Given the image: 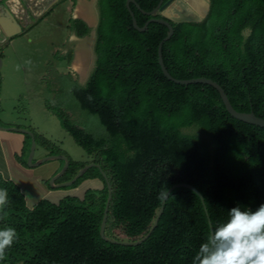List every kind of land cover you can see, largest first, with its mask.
I'll return each instance as SVG.
<instances>
[{
    "label": "trees",
    "instance_id": "trees-1",
    "mask_svg": "<svg viewBox=\"0 0 264 264\" xmlns=\"http://www.w3.org/2000/svg\"><path fill=\"white\" fill-rule=\"evenodd\" d=\"M153 10L159 0H134ZM165 1V0H164ZM95 64L85 84L71 92L80 110L98 117L106 134L94 137L47 107L62 127L92 156L90 167L67 187L98 178L100 189L82 198L41 199L31 208L12 180L0 174L8 203L0 227H14L18 238L0 264H192L210 229L228 218V209H255L264 203V128L233 118L218 91L204 83L177 84L158 64V44L167 27L126 0H98ZM161 47L163 65L176 79L205 77L219 84L233 108L264 118V0H210L201 22L172 23ZM193 130V133L187 132ZM22 157L27 166L25 147ZM24 157V159H23ZM85 165L66 169L69 180ZM111 187L104 236L100 227ZM157 225L141 243L128 246L150 229L162 200Z\"/></svg>",
    "mask_w": 264,
    "mask_h": 264
},
{
    "label": "crops",
    "instance_id": "crops-1",
    "mask_svg": "<svg viewBox=\"0 0 264 264\" xmlns=\"http://www.w3.org/2000/svg\"><path fill=\"white\" fill-rule=\"evenodd\" d=\"M44 19L48 21V27H43L47 29L39 38L47 42L42 49L37 48V62L42 59L44 65L40 74L42 77L39 76L42 86L45 82L47 88L59 87L64 79L79 85L85 84L95 64L98 0H0V68L15 56L22 68L26 58L29 62L23 43H29L27 39ZM59 31L63 35L58 36ZM80 59L83 71L79 67ZM65 63L66 70L63 69ZM0 113L5 115L1 105ZM0 126L11 128L9 123H0ZM23 147L22 134L0 129V174L20 187L26 205L30 208L41 199L58 203L67 195L82 198L87 189H100L103 185L100 179L92 178L72 189H49L46 181L49 182L58 171L60 163L50 160L36 167L23 166L16 160V157H21ZM58 179L54 184L61 183Z\"/></svg>",
    "mask_w": 264,
    "mask_h": 264
},
{
    "label": "rangeland",
    "instance_id": "rangeland-1",
    "mask_svg": "<svg viewBox=\"0 0 264 264\" xmlns=\"http://www.w3.org/2000/svg\"><path fill=\"white\" fill-rule=\"evenodd\" d=\"M44 26L48 27V21L45 19L39 23L35 33L31 37L29 35L30 38L27 39L29 43H23L25 53L29 58V62L26 58L23 68L16 56L10 58V62H5V65L0 68V99L2 98L0 105L5 111L4 116L0 113V123H9L11 127L26 130L32 134L31 136L29 133L13 131V133L23 135L26 164L33 143L35 146L32 162H36L43 156L62 157L57 160L60 163L56 172L58 173L64 167L65 160L68 162V169L79 164L96 163V160L87 155L62 127L58 114L45 107L47 106L46 101L50 108L65 114L71 124L83 128L94 137L104 136L106 132L97 116L79 109L71 92L73 83L69 80L61 81L62 85L59 87L47 88L45 82L42 86L39 76L42 74L44 65L42 59L37 62V48L42 49L47 42L46 39L39 38L47 29L43 28ZM61 34L63 35L59 31L57 35ZM63 69L66 70V63ZM187 132L193 133V130H187Z\"/></svg>",
    "mask_w": 264,
    "mask_h": 264
},
{
    "label": "water",
    "instance_id": "water-1",
    "mask_svg": "<svg viewBox=\"0 0 264 264\" xmlns=\"http://www.w3.org/2000/svg\"><path fill=\"white\" fill-rule=\"evenodd\" d=\"M130 2L134 3L136 5V7L142 13H144L146 15H155V14L160 15L159 18H156V17L150 18L148 21L145 22V24L143 26L140 27V26H138V24L134 18L133 13L130 12V15L132 18V25L136 30L141 31V32L144 31L149 22H158V23H161L167 27L166 36L158 44L157 54H158V64L160 65V68H161L163 75L168 80H171L174 83L183 84V85H187V84H191V83L208 84V85L214 87L218 91L219 96L222 100V103H223L226 111L233 118L240 120L242 122L248 123V124H252V125H256V126L264 128V118L256 116L253 112L245 113V112H239V111L235 110L233 108V106L231 105L226 93L224 92L222 87L219 84H217V82H215L209 78H205V77L191 78V79H176L168 73V71L165 69V66L163 65L162 56H161V47H162L163 42L168 40L173 33V27H172L171 22L172 23L201 22L206 17V15L208 13L209 6H210V0H166V1L159 0L157 6L151 11H144V10L140 9L138 4H136L134 0H126V6L128 8H129ZM0 129H6V130H11V131H20L23 133H29L32 136V134L30 132H28L26 130H21V129H18L15 127L4 128V127L0 126ZM34 146H35V144L33 143L31 150H30V153H29V156H28L27 165L30 167H36V166L43 164L46 161L58 160V159L62 158L60 156H58V157H43V158H40L39 160H37L36 162H32V156L34 153ZM67 166H68V162H67V160H65V165L60 170V172L54 174L49 179L48 183L51 187H55V186L56 187H67V186H70L73 184V182L77 178L82 176L83 173H85V171L88 170L90 167L96 166L99 168V165H97L95 163L87 164V165L83 166L82 168H80L71 180L61 182L58 184H54V181L57 180L58 178H60L63 175V173L66 171ZM101 174H102V176L106 182L107 188H108V196H107V200H106V204H105V208H104V213H103V218H102V222H101V227H100V235H101V237L105 238L104 230H105L108 207H109V203L111 200V193L112 192H111V187H110V184L107 180L105 173L102 171ZM177 186H184V187H187V188L193 190L200 197L201 202L204 206L206 216H207V212H206V208H205V205L203 202V198L200 195V193L193 186L188 185V184H184V183L175 184L167 190L168 194L174 187H177ZM164 202H165V200L162 201L161 206L158 210V213H157L150 229L142 238H140L139 240H136V241H116V240H110V241L121 244V245H128V246L136 245V244H139L142 241H144L151 234V232L153 231V229L157 225L158 220H159L160 215H161L162 210H163ZM207 220H208V224H209V229L211 230L212 226H211V222H210L208 216H207Z\"/></svg>",
    "mask_w": 264,
    "mask_h": 264
},
{
    "label": "clouds",
    "instance_id": "clouds-1",
    "mask_svg": "<svg viewBox=\"0 0 264 264\" xmlns=\"http://www.w3.org/2000/svg\"><path fill=\"white\" fill-rule=\"evenodd\" d=\"M167 197L165 192L159 198ZM7 203V190L0 188V208ZM17 238L14 227H0V259ZM192 264H264V203L255 209L242 210L239 204L229 208L228 218L200 243Z\"/></svg>",
    "mask_w": 264,
    "mask_h": 264
},
{
    "label": "bare ground",
    "instance_id": "bare-ground-1",
    "mask_svg": "<svg viewBox=\"0 0 264 264\" xmlns=\"http://www.w3.org/2000/svg\"><path fill=\"white\" fill-rule=\"evenodd\" d=\"M84 56V55H83ZM85 57V56H84ZM78 60V59H77ZM85 61V60H84ZM79 67H80V69L83 71V62L81 61V59H80V62H79ZM78 67V68H79Z\"/></svg>",
    "mask_w": 264,
    "mask_h": 264
},
{
    "label": "flooded vegetation",
    "instance_id": "flooded-vegetation-1",
    "mask_svg": "<svg viewBox=\"0 0 264 264\" xmlns=\"http://www.w3.org/2000/svg\"><path fill=\"white\" fill-rule=\"evenodd\" d=\"M166 1V0H165ZM155 15H157V14H155ZM154 16V15H153ZM75 176V175H74ZM69 180H71V179H69ZM69 180H64V181H61V182H65V181H69Z\"/></svg>",
    "mask_w": 264,
    "mask_h": 264
}]
</instances>
